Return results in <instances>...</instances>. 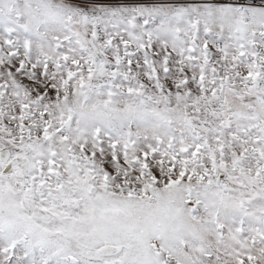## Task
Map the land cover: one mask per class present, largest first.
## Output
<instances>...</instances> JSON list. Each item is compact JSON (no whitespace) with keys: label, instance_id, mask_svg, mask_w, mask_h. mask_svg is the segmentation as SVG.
<instances>
[{"label":"snow or ice","instance_id":"6c2138e0","mask_svg":"<svg viewBox=\"0 0 264 264\" xmlns=\"http://www.w3.org/2000/svg\"><path fill=\"white\" fill-rule=\"evenodd\" d=\"M0 264H264V0H0Z\"/></svg>","mask_w":264,"mask_h":264}]
</instances>
